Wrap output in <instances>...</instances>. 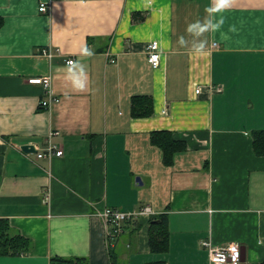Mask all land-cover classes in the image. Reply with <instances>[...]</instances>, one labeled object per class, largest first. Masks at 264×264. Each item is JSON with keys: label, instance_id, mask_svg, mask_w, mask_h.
Masks as SVG:
<instances>
[{"label": "crops", "instance_id": "0c3cea01", "mask_svg": "<svg viewBox=\"0 0 264 264\" xmlns=\"http://www.w3.org/2000/svg\"><path fill=\"white\" fill-rule=\"evenodd\" d=\"M0 18V219L30 242L0 264H111V251L123 264H210L204 240L240 243L241 264L264 260V155L253 145L264 129V0H0ZM41 75L59 96L50 107L28 81ZM52 132L63 154L38 156ZM162 132L185 144L170 161ZM145 204L155 213L107 236L100 211ZM161 213L168 248L153 251Z\"/></svg>", "mask_w": 264, "mask_h": 264}, {"label": "built area", "instance_id": "2783aa9c", "mask_svg": "<svg viewBox=\"0 0 264 264\" xmlns=\"http://www.w3.org/2000/svg\"><path fill=\"white\" fill-rule=\"evenodd\" d=\"M49 5L45 2H42L40 5L41 11H46ZM147 53L148 59L154 67H158L160 64V51H159V41L154 39L147 44ZM41 53L48 56L50 59L56 55L60 54V50L57 48L56 51H52L51 48L44 47L41 50ZM66 63L73 64L74 58L67 57L65 59ZM29 82L41 84L44 87L45 95L41 99V106L50 107L54 102L59 100V96L55 95L51 87V75H41L33 76L28 79ZM49 133L48 146L44 151H37L38 156L43 155H61L63 154V149L57 144L51 142V135ZM49 200V195L46 194L44 201ZM152 207L149 204L142 205L137 210L134 211H124L118 208L105 207L102 211L99 212L106 223L107 226H110L107 231V236H116L123 230V222L128 219H135L140 216H149L154 214ZM203 244L208 246L210 254V264H241L243 261L242 258V246L238 242H230L226 245L214 244L209 240H204ZM235 257V258H234Z\"/></svg>", "mask_w": 264, "mask_h": 264}, {"label": "trees", "instance_id": "16d2710c", "mask_svg": "<svg viewBox=\"0 0 264 264\" xmlns=\"http://www.w3.org/2000/svg\"><path fill=\"white\" fill-rule=\"evenodd\" d=\"M2 20L0 18V25ZM138 115H149L151 109L139 110L133 112ZM165 138H161V144L164 148V158L166 161H170L177 149L183 148L185 144L178 141L172 136H168V133H164ZM157 136V133H155ZM168 136V137H167ZM156 140V139H155ZM253 145L254 150L258 155H264V129H256L253 131ZM137 218L125 220V222H134ZM150 247L153 251H163L168 248V216L165 213L155 214L150 219ZM125 222H123L125 224ZM123 224V226H124ZM10 225L6 219H0V254L10 252L27 251L30 248V242L27 238L16 233L11 234ZM111 264H123L111 251ZM50 264H89V260L85 256H53ZM146 264H166L163 261L147 262ZM264 264V260L260 262Z\"/></svg>", "mask_w": 264, "mask_h": 264}, {"label": "water", "instance_id": "95a60500", "mask_svg": "<svg viewBox=\"0 0 264 264\" xmlns=\"http://www.w3.org/2000/svg\"><path fill=\"white\" fill-rule=\"evenodd\" d=\"M21 148L25 151H36L35 146L33 144L30 143H24L21 145ZM137 179L139 180L140 177H137ZM242 258L244 259V254H243V249H242Z\"/></svg>", "mask_w": 264, "mask_h": 264}, {"label": "clouds", "instance_id": "9594fccd", "mask_svg": "<svg viewBox=\"0 0 264 264\" xmlns=\"http://www.w3.org/2000/svg\"><path fill=\"white\" fill-rule=\"evenodd\" d=\"M235 258V257H234Z\"/></svg>", "mask_w": 264, "mask_h": 264}]
</instances>
